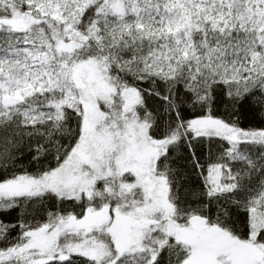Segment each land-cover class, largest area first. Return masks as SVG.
<instances>
[{"label":"snow or ice","instance_id":"obj_1","mask_svg":"<svg viewBox=\"0 0 264 264\" xmlns=\"http://www.w3.org/2000/svg\"><path fill=\"white\" fill-rule=\"evenodd\" d=\"M0 264H264V0H0Z\"/></svg>","mask_w":264,"mask_h":264}]
</instances>
